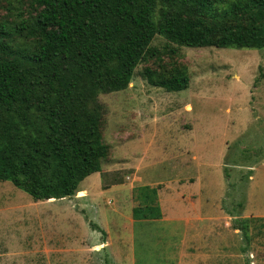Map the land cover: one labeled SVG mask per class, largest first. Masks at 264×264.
I'll list each match as a JSON object with an SVG mask.
<instances>
[{"label":"rangeland","instance_id":"374dc122","mask_svg":"<svg viewBox=\"0 0 264 264\" xmlns=\"http://www.w3.org/2000/svg\"><path fill=\"white\" fill-rule=\"evenodd\" d=\"M0 18L13 19L1 0ZM151 44L162 53L160 64L173 60L186 67L188 87L167 91L148 84L140 71L157 68L150 59L137 65L125 89L99 99L106 107L103 138L110 156L115 150L117 158H141L145 183L157 184L136 185L128 170L103 171L109 165L105 159L102 185L133 183L132 197L124 185L120 195L106 192L98 204L109 211L120 208L126 216L130 206L145 201L159 206L153 187H178L177 181L193 177L200 202H211L209 215L224 220L198 224L195 232L210 237L196 242L197 248L190 234L178 240L164 233L170 221L150 218L133 226L112 224L110 243L101 244L107 233L82 190L89 185L98 191L100 172L86 176L74 195L54 200L35 201L10 181H0V264H264V221L252 217L264 213V48L168 45L161 36ZM71 205L73 211L83 205L82 221L65 217ZM234 215L249 219V241L235 228ZM131 226L132 234L126 232Z\"/></svg>","mask_w":264,"mask_h":264},{"label":"trees","instance_id":"16d2710c","mask_svg":"<svg viewBox=\"0 0 264 264\" xmlns=\"http://www.w3.org/2000/svg\"><path fill=\"white\" fill-rule=\"evenodd\" d=\"M1 1L13 19L0 18V181L35 201L70 197L101 172L112 156L99 96L125 89L138 64L157 61L140 71L152 86L188 87L184 65L160 64L156 36L168 45L264 48V0ZM153 203L133 208V218L158 217ZM234 221L249 241V219Z\"/></svg>","mask_w":264,"mask_h":264},{"label":"crops","instance_id":"0c3cea01","mask_svg":"<svg viewBox=\"0 0 264 264\" xmlns=\"http://www.w3.org/2000/svg\"><path fill=\"white\" fill-rule=\"evenodd\" d=\"M117 155V152H116ZM115 155V150H114V157H111L109 160V165H105L103 171H112L115 169H122V170H128L131 172L132 175V181H135L136 185L140 186H146V185H154L157 184V182H147L145 183L144 181V175L142 172V167H141V158H137L134 161L128 160V157L126 158H117ZM193 158L195 155L192 156ZM250 178L252 176L250 175ZM99 182L97 179V189L98 191L96 192H91V189L89 185L85 186L82 188V190L85 193L86 198V205L93 206L94 208V213L96 218L98 219V226L106 231L107 233V240L106 241H100L102 242L101 244H104V242L107 243V245L110 243V238H109V232H110V226L114 224L115 226H124L126 223L127 225H132L135 223V221H139V219H133V213H132V206H130L129 212L124 216L125 214H119V209L120 208H113L110 211L107 209H104L99 206L98 204V199L101 195H104L106 192H113V191H118V194L120 195V191L124 188L128 190L129 197H132V185L133 183L126 185V183H123L122 185L120 184H115L113 181L110 183H107L105 186L102 185V179H101V172L99 173ZM185 182H187L185 184ZM158 184H162L159 183ZM197 180L193 177L187 179V181H177V186L174 187L171 186L169 187H160L156 191V196L158 193V200H159V216L156 218H150L148 220L152 221H163V220H168L173 225L167 226L166 229H163L164 233L169 234L170 237H179L178 240H185L187 239V235L190 234L191 240L194 242L195 245L193 247L197 248L200 245H196V242L198 241H206L209 237L210 234L203 232V234L195 232V230L198 229L197 226L198 224H201L205 226L206 224H212V225H217L219 224L218 221L222 218H224V215L221 217L219 215H209L211 214L208 209L210 208L211 202H205V204L201 203L198 196H199V188L194 187V185H197ZM127 186V187H126ZM124 189V190H125ZM152 189V188H151ZM153 189H155L153 187ZM190 195V196H189ZM150 202V201H149ZM240 206V205H239ZM74 208V205H71L70 207H67L65 212V217H72L74 216L76 219L79 221H82L83 219V205L80 210H75L73 211L72 209ZM242 208V207H241ZM211 210V209H210ZM222 210V209H221ZM243 210V209H241ZM240 213V212H239ZM253 219L254 221L263 222L264 221V213H255L253 214ZM73 218V217H72ZM232 220H241L242 218H247V217H242V216H236L234 215L231 217ZM125 219V221H124ZM147 218H144L145 220ZM224 220V219H223ZM252 220V218H251ZM181 225V226H180ZM132 226L127 229L126 232L132 234ZM77 230V229H76ZM186 230V231H185ZM76 231H74L75 233ZM162 233V232H161ZM160 234H157V236ZM200 238V239H199ZM159 239V238H158ZM94 240V239H93ZM92 240V241H93ZM96 240V239H95ZM259 247V246H258ZM195 255H193L194 257ZM204 257V255H203ZM226 257V256H225Z\"/></svg>","mask_w":264,"mask_h":264},{"label":"water","instance_id":"95a60500","mask_svg":"<svg viewBox=\"0 0 264 264\" xmlns=\"http://www.w3.org/2000/svg\"><path fill=\"white\" fill-rule=\"evenodd\" d=\"M50 200H54L55 198H49Z\"/></svg>","mask_w":264,"mask_h":264}]
</instances>
